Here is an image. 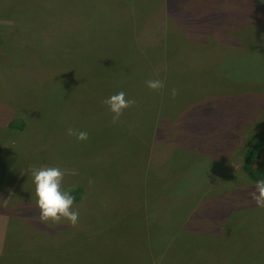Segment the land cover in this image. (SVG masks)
<instances>
[{"label": "rangeland", "instance_id": "374dc122", "mask_svg": "<svg viewBox=\"0 0 264 264\" xmlns=\"http://www.w3.org/2000/svg\"><path fill=\"white\" fill-rule=\"evenodd\" d=\"M133 1L0 0V264H264V0Z\"/></svg>", "mask_w": 264, "mask_h": 264}, {"label": "trees", "instance_id": "16d2710c", "mask_svg": "<svg viewBox=\"0 0 264 264\" xmlns=\"http://www.w3.org/2000/svg\"><path fill=\"white\" fill-rule=\"evenodd\" d=\"M133 2L136 3L135 0ZM169 6H170V2H168V0H166V1H163V6H161L160 8H164V11H165V9H167V8L169 9ZM147 13H149V12L147 11ZM134 26H137V25H134ZM120 37H118L117 40H120L121 41L120 43H122L121 52L117 51L116 56H112V55L99 56V58H102V59H99V63L101 62V60H103L105 58L106 61L110 60V62L113 63L109 66L110 68H112L114 66H120L121 63L129 64L127 60L132 55V52L133 53L136 52V47H138V44H137L138 42L134 43L135 38L130 37V35L123 34ZM136 39H137V37H136ZM64 55H66V54H64ZM124 58H125L126 63H125V61L122 62V60H124ZM62 61L65 63V59H63ZM66 61H68V60H66ZM144 65H146V64H144ZM263 143H264V133L259 134L257 136H254L253 138H251L248 141V144H247L246 149H245L244 154H243L242 168H243L244 172L246 173V175L249 177V179L254 181V182H264V155H262V156L259 155L262 151H261V149L258 150L260 145ZM256 146H257V148H256ZM4 173H5V161H4V157L2 155V149L0 146V184L3 181ZM79 194L81 195L80 188L75 189L71 193V195L73 196V199L79 197L78 196ZM150 199H152V198H150Z\"/></svg>", "mask_w": 264, "mask_h": 264}, {"label": "crops", "instance_id": "0c3cea01", "mask_svg": "<svg viewBox=\"0 0 264 264\" xmlns=\"http://www.w3.org/2000/svg\"><path fill=\"white\" fill-rule=\"evenodd\" d=\"M3 219L0 220V226L2 225ZM2 229L0 227V233H1ZM0 239H1V235H0ZM0 245H1V241H0Z\"/></svg>", "mask_w": 264, "mask_h": 264}]
</instances>
